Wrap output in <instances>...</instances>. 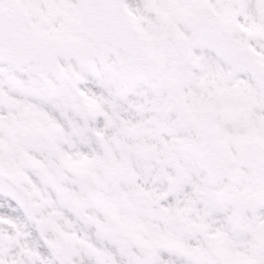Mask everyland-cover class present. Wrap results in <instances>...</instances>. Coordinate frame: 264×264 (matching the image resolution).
<instances>
[{
  "label": "flooded vegetation",
  "instance_id": "1",
  "mask_svg": "<svg viewBox=\"0 0 264 264\" xmlns=\"http://www.w3.org/2000/svg\"><path fill=\"white\" fill-rule=\"evenodd\" d=\"M257 11L0 0V264H264V93L195 38L264 69Z\"/></svg>",
  "mask_w": 264,
  "mask_h": 264
},
{
  "label": "rangeland",
  "instance_id": "2",
  "mask_svg": "<svg viewBox=\"0 0 264 264\" xmlns=\"http://www.w3.org/2000/svg\"><path fill=\"white\" fill-rule=\"evenodd\" d=\"M263 3H264V1H262ZM258 6H261V2L260 3H258ZM4 205V204H3ZM5 206V205H4ZM6 226V225H5ZM8 228L7 227H4V228H2V231H5V230H7ZM35 264H41V262H38V263H35Z\"/></svg>",
  "mask_w": 264,
  "mask_h": 264
}]
</instances>
